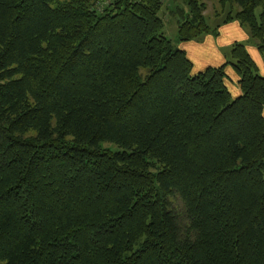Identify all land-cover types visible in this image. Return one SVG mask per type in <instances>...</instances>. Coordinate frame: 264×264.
<instances>
[{"label":"trees","instance_id":"trees-1","mask_svg":"<svg viewBox=\"0 0 264 264\" xmlns=\"http://www.w3.org/2000/svg\"><path fill=\"white\" fill-rule=\"evenodd\" d=\"M179 1L178 42L237 22L264 58V0ZM97 6L0 0V264H264V76L246 47L194 72L163 0Z\"/></svg>","mask_w":264,"mask_h":264},{"label":"rangeland","instance_id":"rangeland-1","mask_svg":"<svg viewBox=\"0 0 264 264\" xmlns=\"http://www.w3.org/2000/svg\"><path fill=\"white\" fill-rule=\"evenodd\" d=\"M108 5L109 4H98L97 9H98V11H101L104 7H107ZM178 5H180V1L179 0H163V13L161 14V17L163 15V17H162L163 22H164V30H163V32H164L165 36L169 40H171L174 43V45L179 49L180 45L183 44V43L177 41L176 19L171 17V15H170V13H173V11L176 9V6H178ZM215 10H216V15L214 14ZM204 15L208 18L209 26L211 28H214L215 26H217V24L220 23V20L224 18L225 11L224 10L220 11V8L216 6V3L214 1H211V2H208V8H207L206 12L204 13ZM221 27L215 31V34H212L210 36H212L213 39H217V38H220V37H221V39H223V38L230 39L231 36H229V35H223V34L220 35V31L222 29ZM241 31H242V33L244 35V39H238V40L234 41L233 43H231L230 45L223 46V47L220 48V53H221V56H222V58L224 60L223 63H226V62L229 61L231 47L235 43L244 45L246 47V49L248 47H252L251 49H255L258 52V50H257V48L255 46L254 40L249 37L248 29L246 27H241ZM184 43H186V42H184ZM261 59H262V64H257L254 61V59H253V61L255 62L256 66L258 68V74H260L261 76H264V58H263V56H261ZM229 71H230V69L228 68L227 69V73ZM233 75L235 76V72L232 75L230 74V76H233ZM226 86L228 88H230V90H232V91H230L231 94H232V97L233 98L237 97V95H235V90L234 89H235V87L238 88V86L233 81L232 78H227L226 79Z\"/></svg>","mask_w":264,"mask_h":264},{"label":"crops","instance_id":"crops-1","mask_svg":"<svg viewBox=\"0 0 264 264\" xmlns=\"http://www.w3.org/2000/svg\"><path fill=\"white\" fill-rule=\"evenodd\" d=\"M220 35H229L231 36L230 39L223 38H217L213 39L212 36L208 35L205 36L203 41L201 42H186L180 45V49L185 51L187 57L193 64V71L199 72L204 70L207 67H215L221 65L224 60L220 53V48L223 46L230 45L234 41L238 39H244V35L241 31V27L237 22H231L229 24H226L221 27ZM252 47H248L247 50L251 55V58L254 59V61L257 64H262V59L260 54L255 50L251 49ZM251 49V50H250ZM230 69V71L227 73V69ZM231 72V73H230ZM234 74L233 69L231 67L226 68V74L227 78H232L233 81L237 84L238 77L235 74V76H230V74ZM238 86V84H237ZM229 91L230 88H228ZM235 95H239L240 89L239 87H235Z\"/></svg>","mask_w":264,"mask_h":264},{"label":"built area","instance_id":"built-area-1","mask_svg":"<svg viewBox=\"0 0 264 264\" xmlns=\"http://www.w3.org/2000/svg\"><path fill=\"white\" fill-rule=\"evenodd\" d=\"M115 0H96V2L98 4H111L113 3Z\"/></svg>","mask_w":264,"mask_h":264}]
</instances>
